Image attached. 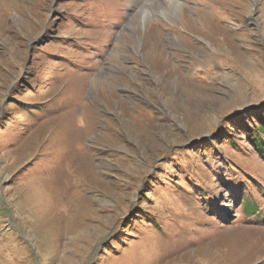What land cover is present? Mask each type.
<instances>
[{
  "label": "rangeland",
  "instance_id": "obj_1",
  "mask_svg": "<svg viewBox=\"0 0 264 264\" xmlns=\"http://www.w3.org/2000/svg\"><path fill=\"white\" fill-rule=\"evenodd\" d=\"M263 108L264 0H0V264H264Z\"/></svg>",
  "mask_w": 264,
  "mask_h": 264
},
{
  "label": "trees",
  "instance_id": "obj_2",
  "mask_svg": "<svg viewBox=\"0 0 264 264\" xmlns=\"http://www.w3.org/2000/svg\"><path fill=\"white\" fill-rule=\"evenodd\" d=\"M256 111L253 112V110H247L246 113L253 114L254 120L257 121V125L255 127H252L249 125L248 121L245 120V122L242 123H237V119H232V124H239L241 128L243 129L244 135L251 141L253 147L258 150L259 153H264V108L259 112ZM224 137H227L224 135ZM223 137V138H224ZM231 140V139H230ZM207 141H205L206 143ZM207 145H202L200 143V146L198 145V148L200 150L203 149V147H208L210 146L209 143H206ZM204 150V149H203ZM241 208L243 211L246 212V215L250 217L253 213L258 211V205L252 204L251 200L249 197H246L245 199L242 200L241 202ZM263 212L259 213L257 216H261ZM136 220V219H132ZM131 221V222H132Z\"/></svg>",
  "mask_w": 264,
  "mask_h": 264
},
{
  "label": "bare ground",
  "instance_id": "obj_3",
  "mask_svg": "<svg viewBox=\"0 0 264 264\" xmlns=\"http://www.w3.org/2000/svg\"><path fill=\"white\" fill-rule=\"evenodd\" d=\"M147 8V7H146Z\"/></svg>",
  "mask_w": 264,
  "mask_h": 264
}]
</instances>
